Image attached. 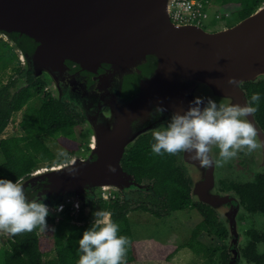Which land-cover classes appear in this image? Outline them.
Listing matches in <instances>:
<instances>
[{
    "label": "water",
    "instance_id": "water-1",
    "mask_svg": "<svg viewBox=\"0 0 264 264\" xmlns=\"http://www.w3.org/2000/svg\"><path fill=\"white\" fill-rule=\"evenodd\" d=\"M170 11L171 0H0V36L26 73L44 77L55 96L82 107L89 131L84 153L42 165L19 181L29 201L46 195L51 211L70 202L78 209L86 196L120 191L135 183L121 164L126 150L159 121L188 110L197 97L204 105L209 98L247 103L241 84L264 77V2L217 30L198 22L177 25ZM230 77L240 86L230 85ZM157 107L166 110L157 114ZM246 119L264 144L256 115ZM259 149L258 164L264 165V147ZM181 159L193 199L218 208L228 220L229 264H239V198L217 191L214 166L201 168L187 153Z\"/></svg>",
    "mask_w": 264,
    "mask_h": 264
},
{
    "label": "trees",
    "instance_id": "trees-1",
    "mask_svg": "<svg viewBox=\"0 0 264 264\" xmlns=\"http://www.w3.org/2000/svg\"><path fill=\"white\" fill-rule=\"evenodd\" d=\"M202 1L208 8L213 2ZM215 1L219 2L221 10L225 11L224 16H237L234 23L254 12L264 2V0ZM223 15L217 12L212 20L215 22ZM16 70L25 76L21 83H16V73L8 82L0 84V135L16 112L21 110L24 111L19 122L22 133L0 138V152L3 155L0 178L19 182L42 163L61 161L46 142L47 138L60 134L75 138L79 126L82 127L83 135H88L89 131L83 126L85 113L81 106H77L67 97L55 96L51 89L49 90L44 77L26 73L21 64ZM241 85L246 91L247 100L253 93L260 94L255 115L264 127V77L243 82ZM41 94L44 96L42 103L39 106L33 105L31 101ZM152 133L153 130L140 136L136 143L126 150L121 161L123 168L133 174L135 184H140L150 191L145 194L139 193L138 198L129 197L123 192L124 189L121 193L118 191L108 198L103 195H89L86 196L87 202L82 203L78 209L70 202L66 203L62 213L57 210L58 213H52L49 210L47 223L52 228L55 255L46 257L48 252L41 244L43 232L37 229L31 233L11 235L7 244L0 247V264H78L79 239L82 238L83 232L92 226L94 213L98 210L109 213L110 219L119 225L118 234L128 237L131 241L125 257L126 263L136 261L138 258L136 240L129 219V213L133 211L149 212L157 218H165L174 212L196 209L202 216L201 220L193 228L188 240L177 245L175 250L187 246L195 253L207 257L212 264L217 251L224 248L221 257L225 259L228 256L227 244L222 247L208 245L200 239V235L205 231L225 238L226 226L219 219L215 208L193 199L191 180L186 166L180 159V153L163 156L151 153V144L154 142ZM77 150L73 149V153H81ZM234 185L242 189L240 192L242 201L250 210L264 213V174L258 175L257 180L234 182ZM258 241L260 236L253 233L242 250L245 261L264 264V252L256 250Z\"/></svg>",
    "mask_w": 264,
    "mask_h": 264
},
{
    "label": "clouds",
    "instance_id": "clouds-1",
    "mask_svg": "<svg viewBox=\"0 0 264 264\" xmlns=\"http://www.w3.org/2000/svg\"><path fill=\"white\" fill-rule=\"evenodd\" d=\"M228 83L239 87L241 82L230 77ZM259 101V93H253L245 105L217 103L211 98L204 105V98L197 97L188 110L176 111L164 128L153 130L151 153L159 156L187 153L191 161L209 169L223 166L239 152L251 153L264 147L257 139V128L246 119L254 116ZM165 110L157 107L155 112L163 114ZM214 148L218 149V157L212 155ZM58 157L69 158L66 151L59 152ZM67 169L76 175L74 167ZM108 170L115 173L116 167L109 164ZM46 198L43 195L39 200L29 201L20 182L0 178V232L19 235L48 230L49 207L43 202ZM62 210L63 205L57 207V211ZM94 217L92 226L79 239L78 264H126L129 238L118 234L119 225L105 211H96Z\"/></svg>",
    "mask_w": 264,
    "mask_h": 264
},
{
    "label": "rangeland",
    "instance_id": "rangeland-1",
    "mask_svg": "<svg viewBox=\"0 0 264 264\" xmlns=\"http://www.w3.org/2000/svg\"><path fill=\"white\" fill-rule=\"evenodd\" d=\"M221 13L223 15V10H221V5L219 2L213 0L211 6L209 7V15L208 17H204L201 21L202 24L208 30H217L226 25H230L237 20V16H222L219 17L217 21H213L212 17L215 13ZM229 13V12H228ZM228 15V14H227ZM22 65V62L17 55L16 50H14L13 46L0 36V84H4L8 82L11 77L17 73V67ZM23 73L16 74V83L19 84L24 79ZM49 87V86H48ZM14 87L12 91H14ZM51 88L49 87V90ZM52 91V90H51ZM53 92V91H52ZM54 94V92H53ZM43 95L36 96L31 103L33 105L39 106L43 101ZM76 104V102H75ZM77 106H80L78 103ZM23 110L16 112L14 118L8 124L7 128L0 135L1 137L20 134L22 133V129L20 127V120L22 118ZM84 126V124H83ZM82 127L79 126L76 129L75 138H70L60 134L57 137H50L46 139L48 145L53 149V151L57 155V159L61 160L54 163L45 162L42 165H51L55 163H60L67 161L75 155L73 153V149H78V152L83 153L88 144L89 138L88 135H83L81 132ZM61 151H66L68 153L69 158L63 159L58 157V153ZM244 157V155H242ZM3 161V155L0 152V163ZM231 163L230 170L231 172H236L246 176L244 172H241L244 164L240 163V157L237 156L229 161ZM217 173V167H216ZM246 177L253 178L251 175H247ZM150 191L140 184L128 185L125 187L123 192H126L131 198H138L139 193L145 194ZM118 191H100L101 195L105 198H108L111 194L117 193ZM88 198L85 197L82 203H86ZM81 203V204H82ZM73 205V204H72ZM74 206V205H73ZM65 208V207H64ZM63 208V210H64ZM50 210V209H49ZM62 210V211H63ZM51 211V210H50ZM52 213L57 211H51ZM61 212V211H59ZM222 212V211H221ZM62 213V212H61ZM109 214V213H108ZM202 218L201 214L196 209H188L180 212H174L170 217L166 218H157L153 216L149 212L143 211H133L129 213V219L132 225V229L134 232L135 240H136V250L138 254V258L136 261L129 262L126 264H210V260L202 254L195 253L191 248L185 246L180 249L175 250L177 245L185 242L191 235V232L198 221ZM238 218V213H237ZM222 219L226 222V219L223 217ZM246 222L243 224V233L239 229V249L241 244H245L247 241L246 231L250 227L249 220H245ZM241 234L243 236H241ZM52 228L51 225L49 229L44 231L41 237L42 248L47 251L46 257H53L55 255ZM11 235L0 232V247L4 246L8 242V238ZM200 239L203 240L208 245H229V236L225 238L218 237L217 235H211L207 232L203 231L200 235ZM175 250V251H174ZM174 251V252H173ZM172 255L168 257L169 254ZM218 262V261H217ZM243 264H249V262L242 260Z\"/></svg>",
    "mask_w": 264,
    "mask_h": 264
},
{
    "label": "flooded vegetation",
    "instance_id": "flooded-vegetation-1",
    "mask_svg": "<svg viewBox=\"0 0 264 264\" xmlns=\"http://www.w3.org/2000/svg\"><path fill=\"white\" fill-rule=\"evenodd\" d=\"M218 102H220V101H218ZM100 105H101V103L98 106L91 107V110H93V111L99 110ZM85 117H86V115H85ZM170 119L171 118L166 117L163 121H159L158 126H156L153 130L164 128ZM260 126H261V124H260ZM262 129L264 130V127H262ZM88 138H89V132H88ZM214 150H215V157H218V149L214 148ZM259 153H260V149H257L251 153H248L247 151H242V152L238 153V155L240 157V163L244 164V166H246L245 168H243V170L240 169V171L244 172L246 174V176L251 175L253 178L249 179L246 176L244 177V175L242 176V174H240V173L231 172V170H230L231 169L230 168L231 163L229 161L227 163H225L223 166L217 167V173H216V167L214 166V176L216 179V188H217L218 192H231L233 195H236L239 198L240 206H238L237 213H238V220H239V224H240L241 233H243V224L246 222L245 221L246 219L249 220V224H250V227L246 231L247 241L245 244H247L248 240L252 237L253 233L259 235L260 241H258V245L256 247V250L261 253V252H264V213H262L258 210H250L247 207V205L242 201V198H241L242 196L240 193L242 191V189L239 187H236L234 185V182H246V181L249 182V181L257 180L258 175L264 174V165L258 164ZM242 155H244V157ZM180 159H181V153H180ZM181 161H182V159H181ZM186 168H187V166H186ZM123 189H125V188H123ZM122 190H120L119 192L121 193ZM215 210L217 211V215H218L219 219H221L223 224L226 226V222L222 219L221 210H219L218 208H215ZM170 216H168V217H170ZM226 228H227V226H226ZM228 236H229V231L227 229V236L225 237V239ZM241 236H243V235L241 234ZM245 244L240 245L241 257H240L239 264H243L242 260H244V257H243V251L242 250H244L243 248H245ZM227 246L228 247H227L226 251H227L228 256L225 257V259L221 257V252L224 250V248H221L220 250L217 251L216 259L212 264H229L230 259H231V253L229 251V245H227ZM249 264H252V263H249Z\"/></svg>",
    "mask_w": 264,
    "mask_h": 264
},
{
    "label": "built area",
    "instance_id": "built-area-1",
    "mask_svg": "<svg viewBox=\"0 0 264 264\" xmlns=\"http://www.w3.org/2000/svg\"><path fill=\"white\" fill-rule=\"evenodd\" d=\"M209 8L202 0H171L170 16L177 25L198 22L208 17Z\"/></svg>",
    "mask_w": 264,
    "mask_h": 264
}]
</instances>
